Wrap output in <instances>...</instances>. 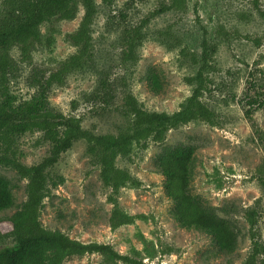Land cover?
<instances>
[{"label":"rangeland","instance_id":"rangeland-1","mask_svg":"<svg viewBox=\"0 0 264 264\" xmlns=\"http://www.w3.org/2000/svg\"><path fill=\"white\" fill-rule=\"evenodd\" d=\"M95 1L99 12L92 25L93 59L49 89L52 110L80 117L82 126L96 134H116L125 126L121 108L127 92L147 110H178L192 93L186 78L196 73L197 66L189 55L201 52L206 27L210 42L218 45L214 57L218 70L209 72L212 92L204 101L216 117L213 122L198 119L182 124L169 130L163 141L136 143L128 156H119L117 166L129 170L140 183L122 187L114 195L117 203L110 199L112 189L103 183L100 164L88 152L87 142L76 141L48 170V192L40 212L43 226L85 243L110 244L144 264H244L253 246L248 209L258 210L256 229L264 241V17L249 0H188L185 11L169 10L151 18L143 29L146 37L137 60L123 62L124 29L139 25L170 0H115L110 8ZM8 4L0 0V23ZM83 14L80 3L74 19L42 23L43 41L33 44L29 62L21 60L18 46L11 49L16 70L9 85L17 101L30 99L37 91L35 78L48 75L78 51L67 35L78 28ZM219 25L233 33L230 40L216 35ZM53 26L52 43L46 45ZM256 38L261 39L259 47ZM154 74L160 88L152 85ZM102 80H107L106 91L112 94L109 102L96 97L105 92L100 88ZM178 145L194 147L191 193L231 222L238 235L234 252L220 251L212 235L186 228L175 218L174 202L165 192V178L156 161L165 149ZM15 148L17 158L30 166L49 154L51 143L36 131L17 138ZM0 175L9 180L14 196V205L0 211V229L10 233L9 217L26 201L28 180L5 165H0ZM115 204L132 216L131 223L111 226ZM13 245L10 236L0 249ZM62 264L131 263L108 262L99 253H87L69 256Z\"/></svg>","mask_w":264,"mask_h":264},{"label":"trees","instance_id":"trees-1","mask_svg":"<svg viewBox=\"0 0 264 264\" xmlns=\"http://www.w3.org/2000/svg\"><path fill=\"white\" fill-rule=\"evenodd\" d=\"M6 16L0 23V165L15 169L18 174L27 179V199L10 217L12 230L4 233L0 229V243L8 237L14 240L13 246L0 249V264H62L65 258L87 253H99L106 261L123 260L131 264H144L142 261L122 255L112 245L98 242H82L66 235L61 230H50L43 226L40 220L43 201L48 192V170L56 164L61 154L70 149L73 144L84 139L88 144V152L100 164V177L103 183L112 189L110 197L117 203L114 195L122 187L132 183L138 185L136 179L127 169L117 166L119 156H128L131 147L136 143L148 140L161 142L166 133L182 124L203 119L213 122L216 112L204 101L206 94L212 92L213 80L209 72L217 71L214 63L218 45L210 42L208 31L203 27L201 52H192L189 56L197 66L193 76L186 81L193 86L191 95L172 113L166 111H150L145 109L138 98L131 92L124 95L121 113L126 119L125 126L118 133L96 134L82 126L80 117L66 116L52 110L48 103V91L54 84H62L73 71L87 67L93 59L94 44L92 25L99 7L95 0H6ZM115 0H102L106 7H111ZM259 14L264 17L261 0H249ZM83 5L84 14L78 28L69 33V41L78 47V51L63 60L56 69L41 78L36 77L34 85L36 93L27 100L17 101L10 90V75L16 70V62L11 57V49L18 46L21 60L31 61V49L34 43L42 42L40 26L42 23L60 19H74L79 4ZM188 0H170L145 17L139 25L125 28L122 37L124 46L122 61H136L137 50L146 37L143 31L149 20L158 14L169 10L185 11ZM55 27H51L46 38V45H51ZM217 36L229 39L233 33L219 25ZM166 34H169L166 32ZM254 43L261 46V39ZM189 54V53H188ZM187 54V55H188ZM154 88H160L158 76L151 77ZM107 80L101 81V89L105 92L96 96L109 102L112 98L107 89ZM40 131L45 140L51 143L49 154L34 165H25L17 158L15 142L26 133ZM194 147L178 145L165 149L157 158V171L165 178L166 194L174 202V216L186 228H195L213 236L219 250L225 253L235 251L238 235L231 222L219 216L213 207L205 205L199 197L191 193V168ZM261 184L264 190V177ZM14 205V196L8 179L0 175V211ZM116 205V204H115ZM246 219L250 224L252 251L244 264H264V241L256 229L259 221L257 209H248ZM133 221L131 215L114 207L110 224L113 228L129 224Z\"/></svg>","mask_w":264,"mask_h":264}]
</instances>
